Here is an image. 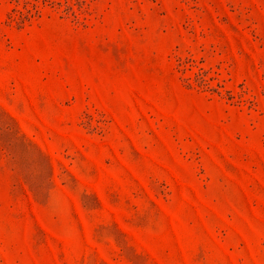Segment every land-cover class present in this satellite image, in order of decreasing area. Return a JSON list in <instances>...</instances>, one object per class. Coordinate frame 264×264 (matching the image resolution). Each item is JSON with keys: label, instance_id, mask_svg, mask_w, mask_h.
<instances>
[{"label": "rangeland", "instance_id": "rangeland-1", "mask_svg": "<svg viewBox=\"0 0 264 264\" xmlns=\"http://www.w3.org/2000/svg\"><path fill=\"white\" fill-rule=\"evenodd\" d=\"M0 264H264V0H0Z\"/></svg>", "mask_w": 264, "mask_h": 264}, {"label": "trees", "instance_id": "trees-1", "mask_svg": "<svg viewBox=\"0 0 264 264\" xmlns=\"http://www.w3.org/2000/svg\"><path fill=\"white\" fill-rule=\"evenodd\" d=\"M21 21L25 20L27 18L26 14H23L22 12H18L17 16Z\"/></svg>", "mask_w": 264, "mask_h": 264}]
</instances>
